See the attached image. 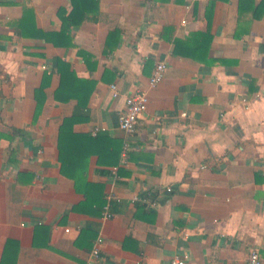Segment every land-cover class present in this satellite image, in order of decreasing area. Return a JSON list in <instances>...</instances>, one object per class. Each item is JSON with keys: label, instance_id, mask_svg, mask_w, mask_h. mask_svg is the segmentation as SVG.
<instances>
[{"label": "crops", "instance_id": "obj_1", "mask_svg": "<svg viewBox=\"0 0 264 264\" xmlns=\"http://www.w3.org/2000/svg\"><path fill=\"white\" fill-rule=\"evenodd\" d=\"M159 60L127 134L124 95ZM254 249L264 264V0H0V264Z\"/></svg>", "mask_w": 264, "mask_h": 264}, {"label": "built area", "instance_id": "obj_2", "mask_svg": "<svg viewBox=\"0 0 264 264\" xmlns=\"http://www.w3.org/2000/svg\"><path fill=\"white\" fill-rule=\"evenodd\" d=\"M167 70V63L164 60H159L155 63L152 73L148 78L146 89H137L131 94L124 95V107L118 114V127L126 132L127 134H131L134 132L137 120L139 116L147 109L148 104V92L149 90L154 89L157 85H159L165 76V72ZM110 90L113 97L119 96V90L117 89L116 84H110ZM243 101L246 102V99L243 98ZM102 128H94L92 133L96 134ZM169 191L170 188H167ZM105 198L109 201L113 198V195L107 193ZM132 202H139L141 204H145L148 207H156V202L154 200H149L146 196L142 195H134L132 197ZM107 205L105 206L104 218H110L112 213L107 211ZM65 231L68 232L69 228H65ZM103 240L101 237H98L94 243V246L91 250V256L97 258L100 252V246ZM188 260V254H174L169 264H186ZM247 264H261V259L259 257L257 250H252L248 257Z\"/></svg>", "mask_w": 264, "mask_h": 264}]
</instances>
